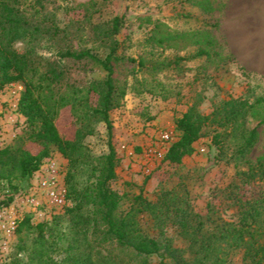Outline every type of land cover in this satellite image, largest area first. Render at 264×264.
Here are the masks:
<instances>
[{
	"label": "rangeland",
	"instance_id": "obj_1",
	"mask_svg": "<svg viewBox=\"0 0 264 264\" xmlns=\"http://www.w3.org/2000/svg\"><path fill=\"white\" fill-rule=\"evenodd\" d=\"M10 1L29 16L48 13L64 30L65 38L64 34L37 36L15 41L14 46L68 66L67 84L47 80L42 67L27 72L25 81L32 85L33 96L62 138L73 139L78 129L87 126L92 130L82 140L92 157L108 151L106 125L96 118L81 123L84 109L72 96L73 92L88 96V103L95 105L97 96L88 94L86 87L91 80L104 78L106 71L95 66L84 71L60 58L59 51L71 46L104 56L109 44L93 35L91 25H104L115 16L122 18L114 36L116 55L122 58L114 63L122 94L119 104L109 111L110 142L117 157V176L110 185L124 196L121 209L126 211L139 192L154 200L161 190L185 185L195 213L211 215L207 224L214 225L231 219V206L224 199L228 186L236 183L239 194L246 196L258 192L257 184H243L242 174L257 160H264V76L240 67L229 45L241 35L253 40L260 37L264 0H42L43 10L35 0ZM23 88L24 82L16 81L0 89V148L13 144L28 126L18 111ZM231 99L252 105L244 116L227 123L221 108ZM190 106L212 120L180 164L166 162L165 149L178 135L175 120ZM253 127L257 132L254 145L238 156L242 134ZM27 147L32 152L40 148L35 142H27ZM68 169V159L53 148L31 176L0 181V264H11L14 259L29 261L32 234L16 232L24 217H29L33 226L44 223L58 235L57 246L63 243L66 222L59 216L70 205L66 196ZM85 176L81 171L77 177L82 181ZM8 196L12 199L6 204ZM139 218L144 230L157 233L147 215ZM160 237L174 247H185L171 227ZM22 245L24 249H20ZM241 255L239 250L233 252L230 264H242ZM150 260L158 263L160 259L152 256Z\"/></svg>",
	"mask_w": 264,
	"mask_h": 264
},
{
	"label": "trees",
	"instance_id": "obj_2",
	"mask_svg": "<svg viewBox=\"0 0 264 264\" xmlns=\"http://www.w3.org/2000/svg\"><path fill=\"white\" fill-rule=\"evenodd\" d=\"M35 4L40 10L45 8L42 0H35ZM121 22L122 18L115 16L104 25H91L93 35L109 44V51L104 56L88 48L71 46H64L59 51L60 58L80 65L84 71L94 66L106 71L104 78L93 79L86 87L88 94L97 96L95 105L88 103V96H77L74 92L72 96L84 109L79 117L81 123L96 118L106 125L108 151L92 157L82 142L92 130L87 126L85 130L78 129L73 139L62 138L33 96L32 85L25 81L27 72L42 67L47 80L60 86L67 84L68 66L45 59L32 49L14 46L15 41L25 38L59 37L64 30L48 13L29 16L10 0H0V89L16 81L24 82L18 111L28 123L13 144L0 148V181L31 176L53 148L68 159L69 165L66 196L70 205L59 216L66 222L63 243L57 246L58 235H53L44 223L33 226L29 217H24L16 232L32 234L31 257L25 262L14 259L11 264H230L232 253L237 250L242 253V264H264V160H257L249 167V172L242 174L243 184L258 185L257 193L251 196L239 194L236 183L227 187L229 190L224 199L228 207L231 206L230 220L221 219L208 225L211 215L202 217L195 213L185 185L161 190L154 200H148L139 192L133 195L126 211L121 209L124 196L110 185L117 176V157L110 142L112 125L109 118V111L119 104L118 98L122 94L116 84L114 68V63L122 60L116 55L118 41L114 38ZM251 105L240 99L223 102L224 121L230 123L238 116H244ZM211 120V116L201 113L195 106L185 110L175 120L178 135L165 149L163 160L180 164L183 157L193 151L194 141ZM256 137V127L242 134L237 155L242 157L250 151ZM27 142H35L40 148L32 152ZM81 171L86 176L79 181L77 176ZM11 199L8 196L4 203ZM144 214L152 220L157 233L151 234L141 227L139 217ZM169 227L185 241L184 248L174 247L167 238L161 240L160 236ZM20 249H24V245ZM152 256L159 257V262L152 263Z\"/></svg>",
	"mask_w": 264,
	"mask_h": 264
},
{
	"label": "crops",
	"instance_id": "obj_3",
	"mask_svg": "<svg viewBox=\"0 0 264 264\" xmlns=\"http://www.w3.org/2000/svg\"><path fill=\"white\" fill-rule=\"evenodd\" d=\"M258 39L239 37L229 47L236 63L245 71L264 76V29Z\"/></svg>",
	"mask_w": 264,
	"mask_h": 264
},
{
	"label": "built area",
	"instance_id": "obj_4",
	"mask_svg": "<svg viewBox=\"0 0 264 264\" xmlns=\"http://www.w3.org/2000/svg\"><path fill=\"white\" fill-rule=\"evenodd\" d=\"M165 138H167V135H165Z\"/></svg>",
	"mask_w": 264,
	"mask_h": 264
}]
</instances>
